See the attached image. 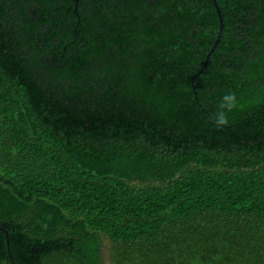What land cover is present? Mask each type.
<instances>
[{
	"label": "trees",
	"instance_id": "trees-1",
	"mask_svg": "<svg viewBox=\"0 0 264 264\" xmlns=\"http://www.w3.org/2000/svg\"><path fill=\"white\" fill-rule=\"evenodd\" d=\"M216 3L190 81L210 0H0V264H264V0Z\"/></svg>",
	"mask_w": 264,
	"mask_h": 264
},
{
	"label": "clouds",
	"instance_id": "clouds-1",
	"mask_svg": "<svg viewBox=\"0 0 264 264\" xmlns=\"http://www.w3.org/2000/svg\"><path fill=\"white\" fill-rule=\"evenodd\" d=\"M242 107L236 93L229 92L224 94L217 103V110L211 116V122L217 127L222 128L230 123L229 114Z\"/></svg>",
	"mask_w": 264,
	"mask_h": 264
},
{
	"label": "water",
	"instance_id": "water-1",
	"mask_svg": "<svg viewBox=\"0 0 264 264\" xmlns=\"http://www.w3.org/2000/svg\"><path fill=\"white\" fill-rule=\"evenodd\" d=\"M77 0H74V2H76ZM212 5H213V8H214V12H215V15H216V18H217V30H216V35L209 47V49L206 51V54H205V57H204V60L202 61V65H201V68H199L194 74L190 75L189 78H190V81L196 76L198 75L202 68L205 66V63H206V59L208 58L209 54L211 53V51L214 49V47L216 46L218 40H219V37H220V34H221V30H222V18H221V12H220V9L218 8L217 6V3H216V0H210ZM2 231H4V233L6 234V230H4L3 228H1ZM5 242L7 244V237L5 236Z\"/></svg>",
	"mask_w": 264,
	"mask_h": 264
},
{
	"label": "rangeland",
	"instance_id": "rangeland-1",
	"mask_svg": "<svg viewBox=\"0 0 264 264\" xmlns=\"http://www.w3.org/2000/svg\"><path fill=\"white\" fill-rule=\"evenodd\" d=\"M6 243V242H5ZM8 243V242H7ZM105 257V256H104ZM106 264H109V263H106Z\"/></svg>",
	"mask_w": 264,
	"mask_h": 264
}]
</instances>
